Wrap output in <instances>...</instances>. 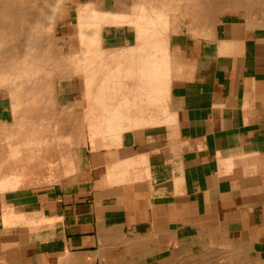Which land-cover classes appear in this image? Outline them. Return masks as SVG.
<instances>
[{
    "label": "crops",
    "instance_id": "1",
    "mask_svg": "<svg viewBox=\"0 0 264 264\" xmlns=\"http://www.w3.org/2000/svg\"><path fill=\"white\" fill-rule=\"evenodd\" d=\"M225 1L177 11L158 124L86 136L74 174L0 191V264H264V0ZM105 39L135 43L133 29ZM61 81L60 106L82 108L80 79Z\"/></svg>",
    "mask_w": 264,
    "mask_h": 264
},
{
    "label": "bare ground",
    "instance_id": "2",
    "mask_svg": "<svg viewBox=\"0 0 264 264\" xmlns=\"http://www.w3.org/2000/svg\"><path fill=\"white\" fill-rule=\"evenodd\" d=\"M139 1L134 5L135 1L116 0L115 7L107 9L99 8L91 0H0V93L9 95L12 115L14 113V122H3L0 127L1 193L29 182L55 181L63 173L67 175L70 168L65 167L69 164L72 171L75 170L72 150L83 143L81 137L84 135L80 136L82 140L79 139L76 127L81 130V126L77 120L73 124L74 112L70 109L63 114L57 111V84L62 79L76 76L84 80L86 98L82 102H89L85 109L88 114L93 113L91 116L85 113L92 118L88 121L92 134L90 141L99 138L97 135L102 138L104 133L113 132L110 136L115 133L119 137L124 130L158 124L162 113L159 117L156 115L160 109L155 107L156 101L160 98L165 104L167 94H170L173 67L170 52L167 54L169 31L176 24V16L180 18L181 13L177 14V11L192 14L200 0ZM215 1L221 3L222 0ZM205 2L203 6L207 5ZM67 3H71L75 11L72 31L76 35L75 41L77 39L70 47L65 45L66 42L60 44L63 38V29L59 27L63 18L61 6ZM252 4L247 6L251 8ZM199 6L201 8L197 9H202L203 6ZM202 19L207 20L204 16ZM202 25L200 27L205 26ZM187 26L191 28L189 24ZM131 27L135 35L133 45L107 43L106 33L131 30ZM159 103L157 107H160ZM72 111L78 110L74 108ZM43 172L48 175L40 178Z\"/></svg>",
    "mask_w": 264,
    "mask_h": 264
},
{
    "label": "rangeland",
    "instance_id": "3",
    "mask_svg": "<svg viewBox=\"0 0 264 264\" xmlns=\"http://www.w3.org/2000/svg\"><path fill=\"white\" fill-rule=\"evenodd\" d=\"M135 1V4L134 5H138L139 3H140V1L139 0H134ZM62 8H61V10L63 11V13H62V21L60 22V24H59V27H60V30H62V34H63V38L61 39V43L60 44H64L65 42V45L68 47V45H69V47L72 45V44H74V43H76L77 42V39H76V41H75V36L73 37V36H71V37H69L70 35H73V28H74V25H75V11L74 10H72L73 8H72V4L71 3H67V4H65V5H62L61 6ZM131 29H133L132 27H131ZM73 41V42H72ZM72 42V43H71ZM168 49H167V54H168V52H170V49H169V45H168V47H167ZM173 55L171 54V53H169V60L172 62L173 60ZM78 78V77H77ZM78 79H80V81L83 83L81 86H80V91H79V93H81L84 97H85V94H84V88H85V85H84V80L82 79V78H78ZM62 81L60 80L59 82H58V84H57V89H58V93L59 94H61L62 93V91H64V90H62ZM0 95L1 96H5L6 98H7V100H9L10 98H9V95L8 94H1L0 93ZM86 98V97H85ZM57 99L59 100V95L57 96ZM79 100V97H78V99H77V102H76V107H78L81 103L78 101ZM158 102H162V101H160V98H159V101H156V103L158 104ZM58 103H59V101H58ZM89 103V102H88ZM88 103H87V101H86V103H82L83 104V106H82V108H76V107H74V108H76L78 111H72L73 109L71 108L70 110H71V112H74V115H72V116H75V117H72L73 118V120H74V122H73V120H72V122H73V124L76 122L75 120H77V124L78 125H80L81 127H80V129L81 130H79L78 128L79 127H76V129H77V134H79V139H81V138H83V139H85V137L86 136H88V138L89 139H92L91 138V133H89V134H83V133H81L80 131H84L86 128L88 129V127H89V122L88 121H90V119H92V118H90V114H92L93 115V113L90 111V114H88L89 112L85 109V107L87 108V105H88ZM85 104H87V105H85ZM157 104L155 105V107L156 108H159V107H157ZM159 106H160V103H159ZM92 107V106H91ZM57 111L59 112V113H62L63 111H65V110H67V111H69V107L67 108V109H64V107L63 106H60V104H57ZM62 109H64V110H62ZM83 109H85V110H83ZM62 110V111H61ZM83 110V111H82ZM159 110L160 109H157V112H159ZM61 111V112H60ZM84 113V114H82V112ZM77 112H79V113H77ZM157 112H155V113H157ZM64 113V112H63ZM62 113V114H63ZM88 114V115H90V116H88L87 117V115L86 114ZM61 115V114H60ZM85 115V116H84ZM152 115V114H151ZM157 115V114H156ZM155 115V116H156ZM78 116V117H77ZM83 116V117H82ZM86 117L88 118V120H86ZM75 118H77V119H75ZM80 119V120H79ZM82 119H83V122H80V121H82ZM85 121H87V122H85ZM14 122V121H13ZM12 122V123H13ZM80 123V124H79ZM82 123V124H81ZM10 124V123H9ZM72 124V125H73ZM88 126H87V125ZM77 125V126H78ZM1 127V126H0ZM74 127V126H73ZM74 127V128H75ZM74 128H72V131H73V133L75 132V130H74ZM0 129H2V128H0ZM89 129H91V128H89ZM79 132V133H78ZM0 134H1V131H0ZM84 135V137H81L80 138V136H83ZM5 137V136H4ZM94 139H95V137H94ZM94 139L93 140H91V141H94ZM79 146V145H78ZM76 147H74L73 148V150H72V152H73V155H74V158H73V163H75L74 165H75V169H76V164H77V161H76V155H77V152H76ZM70 168L66 173H67V175H65V173H63V175H61V177H57L56 179L57 180H55L56 182L58 181V180H60V179H64V178H67V177H69L70 176V174H74L75 173V171L76 170H74V171H72L73 170V167H71V165L69 164V165H67V167H65V168ZM72 172H71V171ZM42 175V176H41ZM41 175L39 176L40 178H44V176H46V175H48V174H45L44 172L43 173H41ZM54 181V180H53ZM53 181H51V182H53ZM54 181V182H55ZM42 183H43V180L41 181ZM41 182L39 183V184H41ZM44 182H46V183H51L50 181H44ZM30 183L31 184H35V183H32V182H29L28 184L26 183V184H24V186L25 185H30ZM37 184V183H36ZM22 186H23V184H22Z\"/></svg>",
    "mask_w": 264,
    "mask_h": 264
}]
</instances>
